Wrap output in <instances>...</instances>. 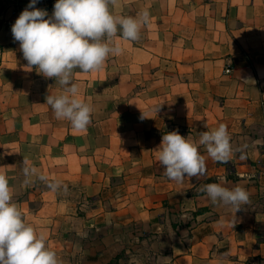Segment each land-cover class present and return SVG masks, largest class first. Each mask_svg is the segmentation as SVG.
Here are the masks:
<instances>
[{
    "label": "crops",
    "instance_id": "1",
    "mask_svg": "<svg viewBox=\"0 0 264 264\" xmlns=\"http://www.w3.org/2000/svg\"><path fill=\"white\" fill-rule=\"evenodd\" d=\"M21 1L0 0V172L61 264H264V0H117L114 15L148 9L150 22L138 41L118 35L100 71L74 70L93 108L82 132L46 104L62 87L26 68L11 32ZM220 124L245 159L199 145ZM173 131L198 145L205 175H164L156 149ZM24 161L67 192L25 184ZM210 183L249 203L213 204Z\"/></svg>",
    "mask_w": 264,
    "mask_h": 264
},
{
    "label": "clouds",
    "instance_id": "2",
    "mask_svg": "<svg viewBox=\"0 0 264 264\" xmlns=\"http://www.w3.org/2000/svg\"><path fill=\"white\" fill-rule=\"evenodd\" d=\"M117 0H56L51 16L36 8L37 0H30L11 27L12 36L19 42L26 68L35 67L45 78L54 79L62 89L60 95H48L49 105L58 120H67L76 131H86L91 123L92 106L80 98V89L73 83V73L100 71L110 55H119L123 49L117 37L138 41L141 29L150 22V12L144 9L137 17L117 16L112 7ZM144 117V116H143ZM142 117V118H143ZM199 145L217 162L226 163L234 152L240 159L246 155L243 147L233 148L227 126L199 134ZM158 163L164 175L172 181L183 183L186 178L206 174L205 156L198 145L178 132L162 136L156 149ZM25 184L32 178L45 182L52 192L67 185L59 180L50 181L34 165L24 161L22 169ZM213 204L231 206L235 212L249 203V193L241 186L227 188L219 183L206 184L201 189ZM0 264H61L51 250L43 233L25 222L5 173L0 172Z\"/></svg>",
    "mask_w": 264,
    "mask_h": 264
},
{
    "label": "built area",
    "instance_id": "3",
    "mask_svg": "<svg viewBox=\"0 0 264 264\" xmlns=\"http://www.w3.org/2000/svg\"><path fill=\"white\" fill-rule=\"evenodd\" d=\"M30 0H23L21 2L16 3L13 8V13L18 18L21 12L28 6ZM56 0H37L36 8L43 9L49 11L51 8L54 7ZM231 69H227L226 72H230Z\"/></svg>",
    "mask_w": 264,
    "mask_h": 264
}]
</instances>
